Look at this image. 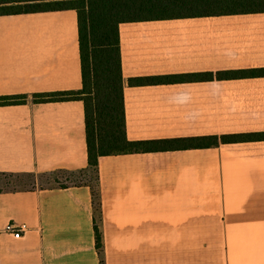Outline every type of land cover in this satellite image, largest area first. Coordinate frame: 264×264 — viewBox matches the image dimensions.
Listing matches in <instances>:
<instances>
[{
	"label": "crops",
	"instance_id": "obj_1",
	"mask_svg": "<svg viewBox=\"0 0 264 264\" xmlns=\"http://www.w3.org/2000/svg\"><path fill=\"white\" fill-rule=\"evenodd\" d=\"M248 4L118 25L128 140L264 133V74L216 77L264 69ZM80 87L74 9L0 15V96ZM28 98L0 106V172L87 169L83 103ZM96 181L101 254L89 185L17 189L0 264H264V139L102 155Z\"/></svg>",
	"mask_w": 264,
	"mask_h": 264
},
{
	"label": "trees",
	"instance_id": "obj_2",
	"mask_svg": "<svg viewBox=\"0 0 264 264\" xmlns=\"http://www.w3.org/2000/svg\"><path fill=\"white\" fill-rule=\"evenodd\" d=\"M0 0V15L48 10L74 9L77 15V36L81 87L78 90L41 92L31 95L0 96V106L24 104L28 97L35 103L80 100L83 103L84 130L88 169L97 176L98 157L133 152L162 151L179 148H204L219 143L264 139V133L201 136L187 138L131 141L126 138L123 104V77L119 48L118 25L122 22L153 18L196 15L204 10L229 4L264 8V0ZM264 74V69L216 73V77H244ZM201 78L211 73L198 74ZM196 76V77H198ZM180 78H188L183 76ZM137 79H129L135 84ZM86 170V169H84ZM30 176L31 172L5 173L3 177ZM9 183L8 181L6 182ZM67 187V186H59ZM2 189L1 191L17 190ZM30 189V188H21ZM95 246L101 254L102 241L98 222L100 202L92 190ZM100 264L103 260L100 257Z\"/></svg>",
	"mask_w": 264,
	"mask_h": 264
},
{
	"label": "rangeland",
	"instance_id": "obj_3",
	"mask_svg": "<svg viewBox=\"0 0 264 264\" xmlns=\"http://www.w3.org/2000/svg\"><path fill=\"white\" fill-rule=\"evenodd\" d=\"M29 99V98H28ZM32 100V98H31ZM33 175H19L15 177L0 176V188H47L59 186H73L87 184L94 194L97 191L96 173L92 169L80 170H54L45 173H33ZM9 182L8 184L6 182Z\"/></svg>",
	"mask_w": 264,
	"mask_h": 264
},
{
	"label": "built area",
	"instance_id": "obj_4",
	"mask_svg": "<svg viewBox=\"0 0 264 264\" xmlns=\"http://www.w3.org/2000/svg\"><path fill=\"white\" fill-rule=\"evenodd\" d=\"M6 229L9 230L10 232H12V234L14 235V237H19L20 236V233H21L20 228H16L13 225L8 224L6 226Z\"/></svg>",
	"mask_w": 264,
	"mask_h": 264
}]
</instances>
